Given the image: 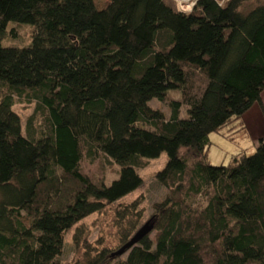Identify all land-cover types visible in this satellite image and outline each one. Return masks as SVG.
Listing matches in <instances>:
<instances>
[{"label": "trees", "instance_id": "1", "mask_svg": "<svg viewBox=\"0 0 264 264\" xmlns=\"http://www.w3.org/2000/svg\"><path fill=\"white\" fill-rule=\"evenodd\" d=\"M253 1L186 14L176 0H0V264H62L73 229V264H264V137L253 155L208 162L210 135L263 107ZM11 23L31 26L30 46L2 44ZM170 99L167 120L150 103ZM21 103L35 105L26 124ZM164 153L151 234L117 255L144 226L140 198L115 210L119 249L90 244L82 223L140 189L138 170ZM101 157L120 168L109 186L81 171Z\"/></svg>", "mask_w": 264, "mask_h": 264}, {"label": "rangeland", "instance_id": "2", "mask_svg": "<svg viewBox=\"0 0 264 264\" xmlns=\"http://www.w3.org/2000/svg\"><path fill=\"white\" fill-rule=\"evenodd\" d=\"M111 0H95V4L99 9H105ZM228 0H225V4ZM264 2V0H254L247 9L255 7L256 5ZM224 4V5H225ZM31 26L19 25L11 23L8 26V35L3 40L2 44L5 47H28L32 44ZM13 31L17 34L13 35ZM161 103L154 100L150 106L154 110H159L165 114V118L170 120L171 108L169 103ZM15 112L19 114L24 124L30 116L33 115L35 105L17 104ZM188 117L187 108L183 107L181 111V118ZM264 137V109L260 105H255L243 119L235 122L232 126L226 128L222 133H214L210 135L211 146L208 154V162L213 166L229 165L233 157L241 153L253 155L255 153L258 142ZM185 153V151L182 152ZM168 162V155L162 154L160 158L150 160L148 166L144 169L138 170L139 175L144 181L143 186L135 192L126 196L120 203L116 204L113 208L108 209L104 215H94L86 219L82 223L84 228V236L96 248H107L116 251L120 247V237L117 224L115 223L116 208L120 205H130L140 198H143V219L140 226L145 225L152 218L154 214V206L157 203L164 201L167 197V190L157 183L156 176L162 171ZM120 168L105 157H101L95 163L88 161L81 164V171L84 175L88 176L96 183H104L107 186L119 178ZM73 229L65 238V249L61 257L62 264H73L77 260H81L83 252H77L74 247V234ZM156 233H152L151 238L154 239ZM126 256L123 257L125 259Z\"/></svg>", "mask_w": 264, "mask_h": 264}, {"label": "water", "instance_id": "3", "mask_svg": "<svg viewBox=\"0 0 264 264\" xmlns=\"http://www.w3.org/2000/svg\"><path fill=\"white\" fill-rule=\"evenodd\" d=\"M154 224L147 222L134 236V238L123 248L121 249L117 255H123L128 250L139 244L146 236L150 235L151 232L154 230Z\"/></svg>", "mask_w": 264, "mask_h": 264}, {"label": "built area", "instance_id": "4", "mask_svg": "<svg viewBox=\"0 0 264 264\" xmlns=\"http://www.w3.org/2000/svg\"><path fill=\"white\" fill-rule=\"evenodd\" d=\"M180 7V10L186 14L192 13L194 7L196 6L199 0H192L191 2L184 3L181 0H176Z\"/></svg>", "mask_w": 264, "mask_h": 264}, {"label": "crops", "instance_id": "5", "mask_svg": "<svg viewBox=\"0 0 264 264\" xmlns=\"http://www.w3.org/2000/svg\"><path fill=\"white\" fill-rule=\"evenodd\" d=\"M262 104H263V107H261V108H263L264 109V93H263V96H262Z\"/></svg>", "mask_w": 264, "mask_h": 264}, {"label": "bare ground", "instance_id": "6", "mask_svg": "<svg viewBox=\"0 0 264 264\" xmlns=\"http://www.w3.org/2000/svg\"><path fill=\"white\" fill-rule=\"evenodd\" d=\"M181 1L184 3H188V2H191L192 0H181Z\"/></svg>", "mask_w": 264, "mask_h": 264}]
</instances>
